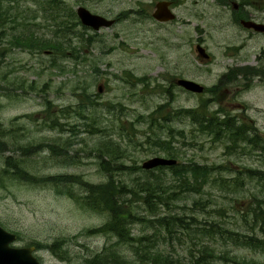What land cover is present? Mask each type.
I'll return each instance as SVG.
<instances>
[{"label": "rangeland", "instance_id": "1", "mask_svg": "<svg viewBox=\"0 0 264 264\" xmlns=\"http://www.w3.org/2000/svg\"><path fill=\"white\" fill-rule=\"evenodd\" d=\"M62 1L71 10L83 5L92 13L118 20L95 31L82 25L77 16L70 18L62 32L67 34L64 38L68 42L62 40L63 49L55 48L51 53L30 51L11 45L10 34L28 28L39 37H52L57 26L42 17L21 25V15L39 14L35 6L27 0H0V14L5 11L7 15L0 20V129L8 132L1 138L7 145L0 142V163L11 156L13 160L24 161L25 168L39 176L79 174L87 183H100L107 180L108 173L100 168L99 162L110 161L103 151L106 141L112 140L123 153L109 164L122 163L128 173L110 175L126 180L131 190L126 196L129 203L135 204L137 213L147 219L132 225L133 235H152L156 229L150 219L157 215H180L188 227L176 238L177 226L174 231L168 224L171 233L165 230L159 243L155 242L162 251L190 264L191 253L198 255L196 250L203 243L216 247L215 252L229 249L264 260V255L235 248L218 235L214 239L191 237L196 226L204 225L205 221L263 237L264 214L259 207L264 209V159L260 152L243 143L226 146L231 144L225 137L203 132L190 115H169L179 108L200 107L211 114L214 108H221L237 124L255 127L264 140V76L255 75L245 92L240 76L236 80L222 77L218 81L234 65L239 69L253 67L262 75L264 36L248 37V31L229 24V16L235 9L230 4L219 10L214 0H170L175 18L167 22H156L150 16L157 0ZM234 1H245L250 6L248 11L264 8V0ZM139 8L140 12H135ZM16 13L18 20L13 22ZM198 43L206 48L211 61L199 60ZM180 77L209 89L218 86L212 92L191 93L175 83ZM46 100L51 101L49 108L56 112L59 127L44 123ZM239 104L247 107L246 113L238 109ZM155 110L158 112L151 120ZM215 116L224 118L221 112ZM157 136L171 140L173 147L178 148L179 163L198 161L212 168L213 179L206 192L180 189L169 169L142 168L144 160L154 155L166 156L151 145ZM96 145L102 148L96 149ZM31 151L34 152L30 154ZM247 169L258 172L250 176ZM146 171L157 175L153 177L156 183L172 185L165 193H161L163 186L156 190L162 198L154 197L152 208L143 201L152 199L136 183V180L142 183L150 175ZM77 192L74 189L73 196ZM74 197L73 200L66 194H58L51 187L9 179L0 186V224L16 232L24 242H37L41 246L65 239L62 248L68 256L66 263L85 264L87 257L106 244L116 243V238L102 232L89 233L107 217L80 207L81 198ZM115 247L120 255L127 256L126 264H139L133 261L128 244ZM50 252L36 253H43L48 264L57 263L56 258L48 256ZM210 262L227 261L211 258Z\"/></svg>", "mask_w": 264, "mask_h": 264}, {"label": "trees", "instance_id": "2", "mask_svg": "<svg viewBox=\"0 0 264 264\" xmlns=\"http://www.w3.org/2000/svg\"><path fill=\"white\" fill-rule=\"evenodd\" d=\"M27 1L35 6L36 12L40 15L35 13H33V15L30 17H27L26 14L21 15L20 21L23 22V24L21 25H25L28 23V21L30 22V20H34L37 17H42L43 20L46 19L48 22H52L54 25H56L57 31L54 32V35H52V37H39L37 36L36 32H33L28 28L26 31H24L23 28L21 30H18L16 33L10 34L11 39L9 38V43L14 46L26 48L30 51L35 50L51 53L55 51L53 50L55 48L63 49L62 40L63 43L68 44L67 39L64 38L67 37V34L64 35V33H62L64 32L65 22H67L70 18L75 19V11L66 6L62 0ZM26 12L32 14L33 11ZM5 16L7 15L4 11L3 14H0V20L5 19ZM66 18L68 19L66 20ZM11 19L12 18H10V20ZM16 20H18L17 13L13 15L12 21L15 22ZM62 26L63 30L61 29ZM1 38L2 37H0V39ZM215 87L213 86L212 90L215 89ZM45 104V109L47 110V121L44 123L48 127H59L60 123L58 122V119L56 117V112L54 111V113L53 110L49 108L51 105V101L46 100ZM196 110L179 108L174 110L173 113L170 112L169 115H179L180 113L190 115L192 117L193 123L198 122V127H200L203 132L213 134L215 136L219 135L225 137L227 139L226 141L231 144L226 146L231 147L235 144L241 146V144L243 143L248 148L252 147L253 150L259 151L264 159V140L259 137L255 127L252 128L251 125L246 126L237 124V122H234L232 120L226 110H224L223 120H220L215 116L217 112L216 110L213 111L215 115L207 111H202V108L200 107H196ZM67 111L68 110H66V112ZM157 112L158 111L155 110V112L152 113L151 120L156 117L155 113ZM7 133L8 132L4 129H0V142L3 144H6V140L1 138H4ZM178 133H181V131H178ZM106 143L107 144H105V150L103 152L109 156L108 158L110 161L101 160V162H99L100 168L108 173V178L104 182L94 184L90 182L87 183L86 180H84V178L79 174H48L39 176V174L37 173L29 172L25 168L24 161H21V159L17 158L16 160H13L11 156H6L4 158V162L0 163V186H4L6 181H8L9 179H16L25 184L51 187L58 194H66L72 199L74 196V198H81L78 204L80 207L87 208L99 214H104L107 217L106 221L101 226L91 229L88 232H102L103 234L114 236L116 238V243H114L115 245L122 243L125 245L128 244L134 257L133 261L135 260L139 264H187L181 261L179 257L173 256L171 253L162 251L159 247H157V244L155 243L157 242V240L159 243V237L162 236L165 230L166 232L171 233L172 230L169 229V225L172 226L174 231H176V228L174 227L177 226V231L180 233L176 231L175 236L176 238H180L179 235L183 234V231L188 227L186 225V221L183 219V216L173 214L157 215L153 219H150V223L153 228L156 229V233L154 231L152 235H133L131 231L132 225L137 221L142 222L147 219L145 216H141L137 213L135 204L129 203V199H127L126 196L127 193L131 192V190L127 188L125 182L126 180L124 181L121 177L116 179L110 175H123L127 174L128 172L125 170L122 163H115L110 165L112 163L111 161L118 160L119 154H122L123 151H121L117 143L112 140H107ZM151 145L156 150L163 151L164 155L168 157H179L178 148L175 146L173 147L171 140L169 139H164L162 138V136H157L155 140L151 141ZM34 148L35 147L33 146V149ZM95 148L101 149L102 146L96 145ZM56 149L59 148L56 147ZM51 150L54 151L53 149ZM33 152L34 151H31L30 154ZM50 153L53 154V152ZM52 156H55V154H53ZM132 168L137 170L140 169L138 166H134ZM156 168L158 169V171L169 169L170 173L178 182L179 188L185 189L190 193L206 192V189L210 186V183H212L213 179L211 178L212 168L207 165L200 164L198 161H190L189 163L185 164L177 162L176 164L171 166H158ZM152 169L154 168L145 170ZM247 170V173L250 176L258 172L257 170L253 169ZM152 172H147V174H150L151 176L147 175L146 179L142 183L136 180V183L141 185L142 191H146V196L152 199L150 201H146L143 199V201L148 203L149 207L151 206V208L155 203L153 202L155 201L153 200L154 197L157 196L158 198H162V195H157L156 190H159L163 186L162 182L156 183L153 180V177H156L157 175ZM171 186V184H166L165 186H163V191L161 193H165L168 189L171 188ZM153 187L155 189H153L152 191L151 189ZM74 189L78 192L73 196L72 191ZM200 202L201 201L199 200V203ZM155 209H157L156 204ZM259 212H262L264 214V209L262 207H259ZM255 218L257 219L260 217L256 216ZM261 231L263 237L259 238L256 235L251 236L240 231L227 228L226 226H223L214 221H205L204 225L196 226V232L192 231L191 237H208L214 239V236L218 235V237L222 239L224 243L232 245L235 248H247L253 252L264 255V230ZM64 241L65 239L54 240L51 244L48 245V247L54 254L67 260L68 256L65 255L66 250L62 248V244ZM32 243H35L37 246H39V243L37 242ZM114 244L104 245L100 251L94 253V255H92L91 257H87L85 260V264H126L128 262L125 259L127 256L125 254L120 255L118 253L119 249H117ZM196 251H198L199 254L194 255V253H191L192 257L190 259V264H211V258H218L227 261L225 262V264H264V260H259L254 257H246L243 254L232 252L229 249H222L221 252H215L216 247L203 243L200 244V247H198Z\"/></svg>", "mask_w": 264, "mask_h": 264}, {"label": "water", "instance_id": "3", "mask_svg": "<svg viewBox=\"0 0 264 264\" xmlns=\"http://www.w3.org/2000/svg\"><path fill=\"white\" fill-rule=\"evenodd\" d=\"M169 5L170 2L168 0H158L155 2L152 17L159 22L172 20L175 17V14L172 12ZM76 15L83 25L90 27L93 30H98L101 27H108L113 23V20L92 13L84 6H78L76 8ZM242 24L245 27H253L255 30L264 32V24L262 23L242 21ZM196 50L200 60L208 58L205 48L200 44H196ZM176 83L184 89L192 92L199 93L203 91V86L191 79L178 78L176 79ZM176 162L177 160L175 158L155 155L144 160L141 166L144 169H150L156 166L174 165ZM15 238V233L6 230L0 225V264H39L37 259L31 253L33 247L15 248L8 245L10 242H13Z\"/></svg>", "mask_w": 264, "mask_h": 264}, {"label": "flooded vegetation", "instance_id": "4", "mask_svg": "<svg viewBox=\"0 0 264 264\" xmlns=\"http://www.w3.org/2000/svg\"><path fill=\"white\" fill-rule=\"evenodd\" d=\"M170 2V0H169ZM172 2V1H171ZM170 2V3H171ZM215 2V5L216 7H218L219 10H222V8L226 9L228 8V6L231 4L233 6V10L229 16L230 18V23L229 24H234L236 25L239 29H241L242 31L243 30H246L248 31L249 33L247 34L248 37H254V36H264V32L262 31H258V30H255L253 27H245L243 24H242V21H252L254 23H262L264 24V8H261L259 11H253V10H250L248 11L247 8H250V6L248 4H246L245 1H241L240 3L238 2H235L234 0H214ZM170 8L171 7V4L169 6ZM130 11H132V13L134 12V9H131ZM137 13L140 12V8L139 10L135 11ZM107 18V17H106ZM111 20H113V23H116L118 18H109ZM242 28H241V27ZM206 49V48H205ZM264 51V50H263ZM205 61V60H204ZM206 61H211V58H210V54H209V57L206 59ZM228 70L225 71L218 79V81L223 77V78H227V79H237L239 76L244 80V91H247L249 88H250V85H251V80L252 78L257 75L259 77L261 76H264V72H261L262 75L260 73H258L255 68L251 67V69H245V68H241L239 69L238 67L236 68L235 65L234 66H229V68H227ZM253 70V71H252ZM218 86V85H216ZM203 93H206V92H212V89L210 90L209 88H207L206 86L203 85ZM187 92H191L189 90H185ZM193 93V92H191ZM240 105V104H239ZM239 110H242L244 113H246L247 111V107L243 104L240 105V107L238 108ZM216 110V114H221L224 115V110L221 109V108H214L213 111ZM212 111V112H213ZM232 120L234 122H237L236 119H233ZM253 128V126H252ZM252 132H253V129H252ZM10 247H15V248H29V247H34L33 251L31 252L33 254V256L37 259V261L39 262V264H48L46 261H45V258H44V255L43 253H47V252H50L51 250L48 249V248H42L41 246H37L35 243H32L31 241H28V242H24L23 240H21V237L19 235H17V237L15 238V241L13 242H10L8 244ZM42 248V249H39V248ZM36 252H43V253H40L38 255V253ZM52 252V251H51ZM48 255L52 258H56L57 260V263L55 264H67L65 261V259H63L62 257H59L57 256L56 254L54 255V253L52 252ZM70 264V263H69Z\"/></svg>", "mask_w": 264, "mask_h": 264}]
</instances>
